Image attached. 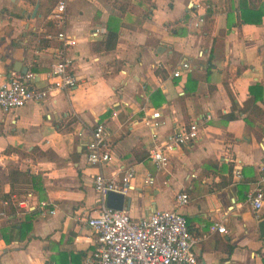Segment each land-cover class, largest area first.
Instances as JSON below:
<instances>
[{
	"label": "crops",
	"instance_id": "obj_1",
	"mask_svg": "<svg viewBox=\"0 0 264 264\" xmlns=\"http://www.w3.org/2000/svg\"><path fill=\"white\" fill-rule=\"evenodd\" d=\"M56 1L0 0V83L25 67L44 87L61 29L75 39L66 55L77 77L67 92L0 110V194L12 209L1 210L0 264H83L94 248L85 223L96 207L92 175L118 178L127 167L130 217L177 210L198 264H264V0H67L62 26L50 17ZM107 31L115 40L104 49ZM183 61L190 70L172 76ZM153 110L160 136L191 120L200 127L165 170L145 158L142 118ZM96 122L110 143L99 167L85 158ZM179 191L188 201L177 207ZM214 221L224 234L209 230Z\"/></svg>",
	"mask_w": 264,
	"mask_h": 264
},
{
	"label": "built area",
	"instance_id": "obj_2",
	"mask_svg": "<svg viewBox=\"0 0 264 264\" xmlns=\"http://www.w3.org/2000/svg\"><path fill=\"white\" fill-rule=\"evenodd\" d=\"M67 0H57L50 17L57 24L65 21ZM198 18L196 26L201 22ZM103 32L94 29L91 36ZM59 43L55 60L45 73L47 84L44 87H33L34 74L31 71L11 73L9 78L0 83V110L12 111L28 102H38L57 92L72 89L77 77L72 72V60L66 55L68 48L75 44V39L61 29L53 36ZM200 55V53H199ZM190 70L188 62L183 61L172 72V76H180ZM158 111H151L143 116L144 125L149 128L150 143L147 147V159L157 170H165L170 163L171 154L180 150L199 138L200 127L196 120L178 123L170 132L160 136L155 132L159 125ZM110 143L103 122H96L90 131V138L85 144L86 162L94 166L105 165L110 160ZM232 175L240 177L239 167H234ZM133 177L131 167L125 168L118 178L106 176L100 171L92 175V188L95 192L96 207L92 215L85 219L86 226L94 236L93 250L83 260V264H198L192 246L195 239L187 231L184 216L177 210L154 209L140 217H130L122 204L120 210L105 206L106 194L116 192L126 194L129 181ZM262 179V176L260 177ZM145 184H151L152 178L147 175ZM251 208L257 212L263 202V193L257 187L248 197ZM188 201L185 192L174 195L175 205L182 206ZM6 204V202H3ZM20 206L25 210L32 208L27 204ZM39 206L45 203L36 202ZM4 216L0 211V216ZM209 230L225 233L221 223L212 222Z\"/></svg>",
	"mask_w": 264,
	"mask_h": 264
},
{
	"label": "water",
	"instance_id": "obj_3",
	"mask_svg": "<svg viewBox=\"0 0 264 264\" xmlns=\"http://www.w3.org/2000/svg\"><path fill=\"white\" fill-rule=\"evenodd\" d=\"M14 70H16L17 72L19 71L21 73H24L26 71L25 67L16 68ZM123 203L125 204L124 206L127 209L129 206V199L127 197L125 198L123 194L116 192H108L106 194V207L120 210ZM257 230L259 234L264 235V217L257 222Z\"/></svg>",
	"mask_w": 264,
	"mask_h": 264
},
{
	"label": "trees",
	"instance_id": "obj_4",
	"mask_svg": "<svg viewBox=\"0 0 264 264\" xmlns=\"http://www.w3.org/2000/svg\"><path fill=\"white\" fill-rule=\"evenodd\" d=\"M250 11H251V10H250ZM251 14L253 15V14H255V13H254V12H250V13H248L249 16H250ZM259 18H260L259 14H258V15L256 14V17L254 18L253 21L258 22ZM239 19H240L239 22H252V21L250 20V18H248V17H247L246 15H244V14H240ZM114 40H115V32L107 31L106 36H105V42H104V46H103V48H104V49L111 48V46H113ZM145 158H147V155H146ZM145 158H142V159L145 160ZM2 201H6V202H8V201H9V196H8V195H2V194H0V211H1V210H4V211H6V212H11L12 209L10 208V206H9V205H7V206H3V205H2Z\"/></svg>",
	"mask_w": 264,
	"mask_h": 264
}]
</instances>
